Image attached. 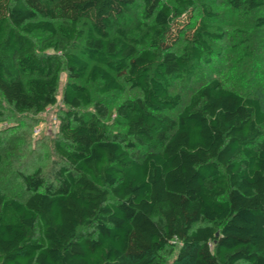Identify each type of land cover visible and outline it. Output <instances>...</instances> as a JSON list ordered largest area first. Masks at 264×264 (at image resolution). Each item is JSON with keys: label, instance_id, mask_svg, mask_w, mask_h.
I'll list each match as a JSON object with an SVG mask.
<instances>
[{"label": "trees", "instance_id": "obj_1", "mask_svg": "<svg viewBox=\"0 0 264 264\" xmlns=\"http://www.w3.org/2000/svg\"><path fill=\"white\" fill-rule=\"evenodd\" d=\"M141 1L146 22L136 0H0V93L14 111L45 112L69 76L54 176L24 175L26 201L0 187V264H166L173 244L180 264H264L262 103L213 79L177 118L166 114L182 104L174 81L211 60L215 34L201 22L178 54L184 10ZM233 4L257 11L264 0ZM120 78L142 93L116 109L126 134L100 102L81 113L93 104L81 81L107 94L123 91Z\"/></svg>", "mask_w": 264, "mask_h": 264}, {"label": "rangeland", "instance_id": "obj_2", "mask_svg": "<svg viewBox=\"0 0 264 264\" xmlns=\"http://www.w3.org/2000/svg\"><path fill=\"white\" fill-rule=\"evenodd\" d=\"M183 1L185 0H164L170 7L184 10L183 15H178L183 32L174 51L182 54L187 34L203 22L215 34L211 42L214 54L210 61L201 65L197 75L191 80L174 81L171 92L181 95L182 104L166 114L177 118L198 89L213 79L220 80L224 87L245 97L260 99L264 109V26L258 24L259 18L264 17V7L257 11L246 8L238 10L233 0H192V4L186 3L187 6L182 7L180 2ZM205 5L211 8L213 15L204 11ZM135 16V19L146 22L141 0H136ZM31 38L38 48L44 47L49 41V35L42 32H37ZM68 80V72L62 71L57 104L40 114H17L0 93V187L9 198L26 201L30 197L23 181L24 175L33 174L40 169L50 180L59 167L56 142L60 139V119L69 109L64 103V90ZM120 81L123 91L107 94L102 92V83L81 81L90 89L93 97V104L83 108L81 113L91 115L95 112L94 105L100 102L113 112V116L106 119L111 130L126 134L127 127L118 118L116 109L124 100L140 97L142 93L123 79L120 78ZM129 141L134 143L129 151L141 158L143 149L135 145L132 139ZM179 250L180 244H173L169 248L165 254L166 264H180L177 259Z\"/></svg>", "mask_w": 264, "mask_h": 264}]
</instances>
